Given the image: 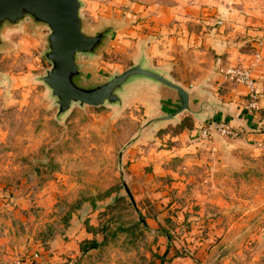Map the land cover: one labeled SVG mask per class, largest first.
Instances as JSON below:
<instances>
[{
	"label": "rangeland",
	"instance_id": "rangeland-1",
	"mask_svg": "<svg viewBox=\"0 0 264 264\" xmlns=\"http://www.w3.org/2000/svg\"><path fill=\"white\" fill-rule=\"evenodd\" d=\"M80 1L86 31L112 26L94 54H78L93 78L147 55L195 91L191 103H212L200 114L184 110L145 126L174 99L137 80L119 104L74 102L56 117L55 97L41 80L51 65L47 25L28 18L6 25L0 264H264V123L251 129L246 122L264 115V77L254 83L251 74L252 67L264 70V26L252 25L242 40L252 65L220 69V53L212 49L200 61L195 50L209 24L173 0ZM212 11L220 32L226 17ZM234 68L248 70L251 84L229 72ZM208 79L213 86L204 88ZM204 127L211 132L202 135Z\"/></svg>",
	"mask_w": 264,
	"mask_h": 264
},
{
	"label": "water",
	"instance_id": "water-1",
	"mask_svg": "<svg viewBox=\"0 0 264 264\" xmlns=\"http://www.w3.org/2000/svg\"><path fill=\"white\" fill-rule=\"evenodd\" d=\"M80 7V0H0V46L3 44L4 27L17 25L26 18L33 25L45 24L49 29L45 56L51 65L41 80L55 97L58 105L56 117L66 113L74 102L94 106L119 104L137 80L152 82L168 98L174 99L167 112L153 116L145 126L172 119L184 110L200 114L205 103H212L207 100L191 103L195 91L151 65L144 54L137 62L106 79L93 78L80 66L78 54H94L112 26L107 24L95 32L86 31Z\"/></svg>",
	"mask_w": 264,
	"mask_h": 264
},
{
	"label": "crops",
	"instance_id": "crops-1",
	"mask_svg": "<svg viewBox=\"0 0 264 264\" xmlns=\"http://www.w3.org/2000/svg\"><path fill=\"white\" fill-rule=\"evenodd\" d=\"M173 4L174 7H179L182 13L184 10H186V12L189 11L188 14L190 17L194 14L197 16L201 14V20L209 24L207 27L203 25V29L201 28L200 33L197 34L199 35L197 41L199 40L203 43L202 47H195L196 52L201 56L200 61L205 60V58L207 59L208 56L206 54H209V51L214 49L213 51L220 53V58H222L221 61L217 60L215 63H220L218 64V66L220 65L221 67L220 69L235 65L236 62H242L244 65L253 64L252 59H249L251 50H247L246 48L243 49L241 45H243V41L248 38L246 37L243 39V37L246 36V30L251 29L252 25L264 26V0H173ZM211 4H214L215 7L210 8L208 5ZM212 9H217L221 15L226 17L225 23H222L219 27L220 32H215V27L211 26V24L215 25L214 17H212L211 14L216 15L215 11H212ZM217 15H219V13H217ZM192 18L193 17H191V19ZM222 27L224 28L223 30ZM194 42L197 43L196 41ZM261 49H264V43ZM160 55L162 57V51ZM211 66L212 61H210V68ZM263 71V69H260V66H256L255 68L252 67L251 74L255 79L254 83L258 80V83H261L260 79L264 77ZM197 82V78L192 80V83ZM210 82V79L205 80L204 88H208L210 85L213 86V83ZM246 122L251 129H259L260 125L264 123V115L257 112L247 115ZM260 134H262V132H260Z\"/></svg>",
	"mask_w": 264,
	"mask_h": 264
},
{
	"label": "built area",
	"instance_id": "built-area-1",
	"mask_svg": "<svg viewBox=\"0 0 264 264\" xmlns=\"http://www.w3.org/2000/svg\"><path fill=\"white\" fill-rule=\"evenodd\" d=\"M229 72L233 73V75H236L237 79H244V80L248 81V84H251V82H252V78L249 76L250 73L246 69L234 68V69H230ZM214 126L215 127L222 126L223 129L225 130L223 123H215ZM210 132H211V130L208 127H204L201 129L202 135L209 134Z\"/></svg>",
	"mask_w": 264,
	"mask_h": 264
},
{
	"label": "trees",
	"instance_id": "trees-1",
	"mask_svg": "<svg viewBox=\"0 0 264 264\" xmlns=\"http://www.w3.org/2000/svg\"><path fill=\"white\" fill-rule=\"evenodd\" d=\"M124 187H126L127 192L129 193V190H128L127 186H124ZM129 195H131V194L129 193ZM165 235L168 237V236H169V233H168V232H165ZM167 251H168V248H166V249L164 250V254L167 253Z\"/></svg>",
	"mask_w": 264,
	"mask_h": 264
}]
</instances>
